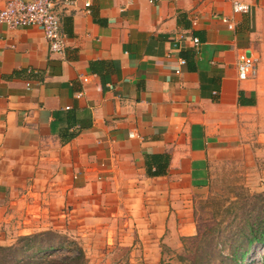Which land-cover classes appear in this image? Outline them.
Returning <instances> with one entry per match:
<instances>
[{"label":"crops","instance_id":"obj_1","mask_svg":"<svg viewBox=\"0 0 264 264\" xmlns=\"http://www.w3.org/2000/svg\"><path fill=\"white\" fill-rule=\"evenodd\" d=\"M232 1L76 0L60 7L63 53L38 27L0 23V245L26 227L15 217H119L144 200L159 240L233 143L264 180V0ZM241 53L254 77L238 79Z\"/></svg>","mask_w":264,"mask_h":264},{"label":"rangeland","instance_id":"obj_2","mask_svg":"<svg viewBox=\"0 0 264 264\" xmlns=\"http://www.w3.org/2000/svg\"><path fill=\"white\" fill-rule=\"evenodd\" d=\"M252 159V152L237 143L213 154L209 190L194 198L192 209H170L175 224L159 240V232L146 221L156 209L144 200L149 209H125L119 217L111 215L114 209H63L64 216L58 209L40 217H15L26 227L10 226L4 245L14 244L19 235L53 229L78 241L87 264H264V242L257 241L242 259L229 260L246 249L245 219L261 210L251 209L255 195H264V180Z\"/></svg>","mask_w":264,"mask_h":264},{"label":"trees","instance_id":"obj_3","mask_svg":"<svg viewBox=\"0 0 264 264\" xmlns=\"http://www.w3.org/2000/svg\"><path fill=\"white\" fill-rule=\"evenodd\" d=\"M255 198L257 201L251 204V209L261 210L254 218L245 219L246 249L240 251L239 255L233 254L230 261L242 259L252 242H264V195L257 194ZM60 250L65 252L59 253ZM0 264H87V259L84 249L77 240L49 229L19 235L12 245H0Z\"/></svg>","mask_w":264,"mask_h":264},{"label":"built area","instance_id":"obj_4","mask_svg":"<svg viewBox=\"0 0 264 264\" xmlns=\"http://www.w3.org/2000/svg\"><path fill=\"white\" fill-rule=\"evenodd\" d=\"M76 0H6L0 8V23L7 28L17 27H38L48 43L49 50L55 53H63L66 47L65 35L60 28V7L74 5ZM85 7L90 6V2H84ZM234 13H247L249 5L240 0H233L231 3ZM228 22L227 19H223ZM232 27L231 23H228ZM195 45L199 44L198 38H193ZM180 65H184L186 60L179 58ZM237 77L245 80L254 77L256 74L255 59L247 53H241L236 62ZM180 73V67L175 69ZM83 78V81H87ZM80 94L78 93V96ZM264 186V182H263Z\"/></svg>","mask_w":264,"mask_h":264}]
</instances>
